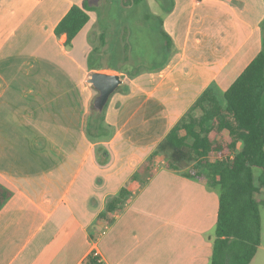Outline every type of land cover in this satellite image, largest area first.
Returning a JSON list of instances; mask_svg holds the SVG:
<instances>
[{"label":"crops","instance_id":"0c3cea01","mask_svg":"<svg viewBox=\"0 0 264 264\" xmlns=\"http://www.w3.org/2000/svg\"><path fill=\"white\" fill-rule=\"evenodd\" d=\"M83 2L0 0V184L13 194L0 211V264H85L94 250L102 264H210L219 192L185 177L190 166L167 169L158 156L105 234L97 219L204 91H227L262 51L264 0H146L173 40L167 51L157 26L152 55L135 53L147 30L133 10L100 0L68 49L55 29ZM94 72L123 78L106 108L115 134L96 142L86 133ZM263 232L251 264H264Z\"/></svg>","mask_w":264,"mask_h":264},{"label":"trees","instance_id":"16d2710c","mask_svg":"<svg viewBox=\"0 0 264 264\" xmlns=\"http://www.w3.org/2000/svg\"><path fill=\"white\" fill-rule=\"evenodd\" d=\"M110 9L138 8L146 0H100ZM93 0L75 5L55 29L57 36L66 35L65 46L72 47L74 38L90 21L89 12L99 11ZM110 2V3H109ZM108 4L105 6L107 7ZM147 8V6H146ZM152 14L146 20L153 19ZM158 28L166 41V49L173 48V40L163 29V20L156 17ZM263 49L231 87L221 92L214 86L206 89L191 109L171 129L164 144L155 151L140 170L111 198L97 219V225L110 228L133 196L132 184L145 186L155 175L154 163L163 151L171 149V159L165 167L178 171L175 162L191 163L183 175L205 182L219 192L218 221L214 230L213 255L210 264H251L262 243L258 194L264 190V22ZM104 39V37H102ZM125 50H130L127 37ZM106 108L97 112L91 105L86 133L96 142L111 139L113 127L106 123ZM183 133V134H182ZM170 150V151H171ZM174 160V161H173ZM182 167V168H183ZM255 169L260 170L255 175ZM142 173L147 179L142 178ZM12 192L0 184V211L11 199ZM85 264H102L90 255Z\"/></svg>","mask_w":264,"mask_h":264},{"label":"rangeland","instance_id":"374dc122","mask_svg":"<svg viewBox=\"0 0 264 264\" xmlns=\"http://www.w3.org/2000/svg\"><path fill=\"white\" fill-rule=\"evenodd\" d=\"M110 2H113V0H110ZM106 8H110V5H108ZM130 8L133 10L134 13V16L132 17L133 18L132 24L135 25V28L138 31L147 30L146 33L141 35L140 42L136 44L135 53L137 54L141 51H145L148 48L146 51H148L150 55H152L154 54L155 50H159L162 46V42H161L162 40L159 39V32L158 29L156 28L157 26H159V23L152 18L150 20H146L145 15L148 13V9L146 8L145 5H140L138 8H136L135 6H131ZM116 21H118V19H116ZM96 38H97V34H94L91 38L92 39L91 41H93V43L97 47L99 45V42L98 41L96 42ZM107 65H108V59L104 58V61L102 62L101 66H107ZM170 150L171 149H167L163 151L161 157L164 163L163 164L159 163L161 166H165L167 159H171L172 150L171 151ZM175 164L179 168L183 167L182 161L175 162ZM184 165L191 166V163L186 162ZM259 174H260V170L255 169V175L257 176ZM258 199L261 201L264 200V190H261V192L258 194ZM260 213L263 222L262 226L264 227V202L260 205Z\"/></svg>","mask_w":264,"mask_h":264},{"label":"water","instance_id":"95a60500","mask_svg":"<svg viewBox=\"0 0 264 264\" xmlns=\"http://www.w3.org/2000/svg\"><path fill=\"white\" fill-rule=\"evenodd\" d=\"M89 84L98 92L94 99L93 107L97 112H103L111 97L123 84V78L119 74H107L94 72L88 79Z\"/></svg>","mask_w":264,"mask_h":264},{"label":"built area","instance_id":"2783aa9c","mask_svg":"<svg viewBox=\"0 0 264 264\" xmlns=\"http://www.w3.org/2000/svg\"><path fill=\"white\" fill-rule=\"evenodd\" d=\"M195 1H204V0H195ZM108 227H105V230L107 231ZM106 231H104L102 234H105ZM93 256L96 258H99V253L97 252V250L93 251Z\"/></svg>","mask_w":264,"mask_h":264}]
</instances>
